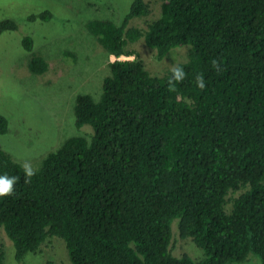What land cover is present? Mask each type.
Listing matches in <instances>:
<instances>
[{
	"label": "trees",
	"instance_id": "16d2710c",
	"mask_svg": "<svg viewBox=\"0 0 264 264\" xmlns=\"http://www.w3.org/2000/svg\"><path fill=\"white\" fill-rule=\"evenodd\" d=\"M152 11L133 0L119 24L87 22L117 57L99 98L77 95L75 126L89 132L68 137L30 177L0 147V174L16 178L0 196V228L17 260L60 238L73 264H231L251 254L264 264V0H163L159 16L131 25ZM18 29L0 20V34ZM141 38L159 58L182 45L189 57L152 74L129 48ZM22 45L29 69L46 72L31 35ZM176 67L184 78L169 83ZM8 130L0 111V134ZM175 220L201 257L173 252Z\"/></svg>",
	"mask_w": 264,
	"mask_h": 264
},
{
	"label": "rangeland",
	"instance_id": "374dc122",
	"mask_svg": "<svg viewBox=\"0 0 264 264\" xmlns=\"http://www.w3.org/2000/svg\"><path fill=\"white\" fill-rule=\"evenodd\" d=\"M133 0H0V20L13 18L19 24L16 31L0 34V111L9 119V130L0 134V147L17 161L36 168L49 152L56 150L70 136L89 132L90 126H75V103L78 94L100 97L103 79L110 73L109 63L117 57L109 55L88 28L92 19H110L119 24L129 11ZM152 13L131 20V25L143 26L156 18L163 0H148ZM49 9L50 20L29 21L28 15ZM31 35L33 52L43 55L48 70L35 74L29 69L28 52L22 37ZM190 45L171 48L163 58L149 47L144 39L129 44L143 59L146 68L156 75L185 62ZM122 59L134 55H122ZM177 220L173 252L187 253L193 258L202 256V249L194 242L178 235ZM0 244L5 249V264H73L65 242L53 238L37 253L28 254L22 261L15 258V247L3 228ZM231 264H261L256 255L245 262Z\"/></svg>",
	"mask_w": 264,
	"mask_h": 264
},
{
	"label": "clouds",
	"instance_id": "9594fccd",
	"mask_svg": "<svg viewBox=\"0 0 264 264\" xmlns=\"http://www.w3.org/2000/svg\"><path fill=\"white\" fill-rule=\"evenodd\" d=\"M215 63V61L213 62ZM184 78V70L181 67L172 69V75L169 77V83L173 81H180ZM196 83L199 88H204L205 83L202 76L196 77ZM26 176L30 177L34 174V170L28 166H24ZM15 177L7 174H0V196L10 195L14 192Z\"/></svg>",
	"mask_w": 264,
	"mask_h": 264
},
{
	"label": "built area",
	"instance_id": "2783aa9c",
	"mask_svg": "<svg viewBox=\"0 0 264 264\" xmlns=\"http://www.w3.org/2000/svg\"><path fill=\"white\" fill-rule=\"evenodd\" d=\"M120 58V57H119ZM120 59H122V58H120Z\"/></svg>",
	"mask_w": 264,
	"mask_h": 264
}]
</instances>
